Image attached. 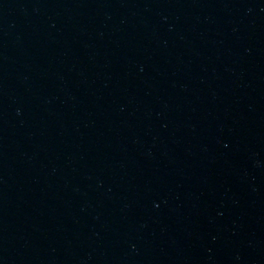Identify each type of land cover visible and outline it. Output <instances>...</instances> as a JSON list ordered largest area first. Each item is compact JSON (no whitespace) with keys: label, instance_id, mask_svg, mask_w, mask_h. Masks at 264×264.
<instances>
[{"label":"water","instance_id":"water-1","mask_svg":"<svg viewBox=\"0 0 264 264\" xmlns=\"http://www.w3.org/2000/svg\"><path fill=\"white\" fill-rule=\"evenodd\" d=\"M0 264H264V0L0 129Z\"/></svg>","mask_w":264,"mask_h":264}]
</instances>
